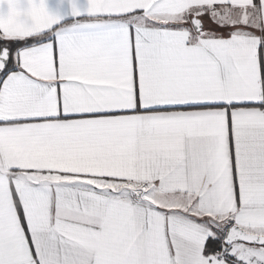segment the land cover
Returning <instances> with one entry per match:
<instances>
[{
	"label": "snow or ice",
	"instance_id": "snow-or-ice-1",
	"mask_svg": "<svg viewBox=\"0 0 264 264\" xmlns=\"http://www.w3.org/2000/svg\"><path fill=\"white\" fill-rule=\"evenodd\" d=\"M0 264H264V0H0Z\"/></svg>",
	"mask_w": 264,
	"mask_h": 264
}]
</instances>
